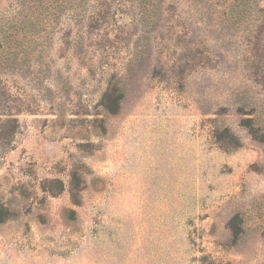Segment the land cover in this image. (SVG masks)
Wrapping results in <instances>:
<instances>
[{
    "label": "rangeland",
    "instance_id": "1",
    "mask_svg": "<svg viewBox=\"0 0 264 264\" xmlns=\"http://www.w3.org/2000/svg\"><path fill=\"white\" fill-rule=\"evenodd\" d=\"M0 264H264V0H0Z\"/></svg>",
    "mask_w": 264,
    "mask_h": 264
}]
</instances>
